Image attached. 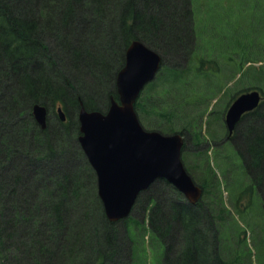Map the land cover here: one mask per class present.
<instances>
[{
  "label": "trees",
  "instance_id": "1",
  "mask_svg": "<svg viewBox=\"0 0 264 264\" xmlns=\"http://www.w3.org/2000/svg\"><path fill=\"white\" fill-rule=\"evenodd\" d=\"M205 3L210 9V0ZM214 7L216 9L209 11L207 17L198 18L194 0H0V91H7L3 92L7 99L2 106H8L3 112L6 116L14 115L15 125L18 124L17 128L14 125L12 131L0 135V146L2 155L8 157L10 151L18 149L27 167L36 166L18 173L22 174L27 188H23L21 198L14 199L12 205L7 201L8 207L4 193L12 189L0 183V264H52L50 260L55 257L58 259L53 264H115L116 222L109 221L104 214L95 179L91 184L95 192L90 193L79 174L82 169L67 178L70 175L65 172L46 175L45 169L40 167L44 162L55 165L58 151H62L65 143L63 129L67 121H59L55 130L48 123L41 129L32 116L31 107L40 103L53 110L58 100L65 105L73 104L75 112L79 101L86 109L105 110L110 95L116 97L115 77L130 41L139 39L154 49L158 40L167 53L176 54L190 37L194 44L187 49L186 64H162L155 78L138 96L134 105L138 118H151L154 120L152 128L160 131L182 134V153L188 140L196 144L209 140L210 149L218 151L221 160L230 162L236 158L240 162L239 169L245 174V180L232 185L231 190L237 195L235 201L229 199L232 208L227 207L221 181L209 161L208 174L204 173L202 157L206 148L201 146L195 153L200 158L192 164L194 168L200 165L201 174L195 176L192 166L188 170L203 188L195 205L180 198L181 193L162 178L157 180L167 186V205L147 193L149 187L141 191L146 197L149 195L145 201L147 227L143 229L147 238L144 239L163 264H251L250 251L241 245L243 230L230 209L237 210L239 197L248 193L247 204L258 201L264 217V97L254 110L242 115L231 141L220 140V131L214 129L217 125L212 126V134L205 131L204 139L202 126L209 101L228 86L227 82L232 81L231 85L239 86L241 91L258 88L264 94V0H217ZM205 19L208 21L205 26L208 24L206 28H209L206 31ZM82 20L86 25L77 28ZM108 51L115 54L114 62L109 75L99 77L109 78L114 90H107L105 106L101 108L91 97L80 96L77 89L84 72L79 69L89 66L108 72L102 56L104 53L107 56ZM195 53H201L196 60ZM205 61L212 70H206V63H202ZM257 62L259 65H254ZM255 69L259 72L254 80ZM74 122L75 131H70L78 135L76 118ZM218 125L223 126L222 119ZM79 154L83 159L82 173L89 179L90 170L81 149ZM91 173L94 176L92 169ZM18 174L13 179H17ZM12 188L15 190L14 185ZM253 192L254 199L250 197ZM84 196L90 201L80 206ZM68 197L78 203L76 219L69 218ZM40 225H46L40 239L38 235L25 242L30 244L32 252L18 250V246L5 241L11 236L9 233L18 229L37 235L35 231ZM209 228L207 237L205 230ZM126 229L132 243L128 227ZM178 231L180 248L175 249ZM127 248L126 264H134V251L130 244ZM170 251L172 258L168 256ZM24 256L25 261L18 262Z\"/></svg>",
  "mask_w": 264,
  "mask_h": 264
},
{
  "label": "rangeland",
  "instance_id": "2",
  "mask_svg": "<svg viewBox=\"0 0 264 264\" xmlns=\"http://www.w3.org/2000/svg\"><path fill=\"white\" fill-rule=\"evenodd\" d=\"M206 0H194L195 3V14L196 16L199 17H207L209 15V11H214L216 8L214 7L215 2H217V0H210L211 6L209 9V6L206 5L205 3ZM221 1V0H220ZM83 21V22H82ZM81 22H79L77 24V28L78 27H84L86 24L84 23V20H82ZM205 22L207 23V19H205L204 21V28L205 31L208 30L209 28H206V26H208V24H206L205 26ZM210 25L212 24V20H210ZM204 31V32H205ZM77 32V31H76ZM74 32V33H76ZM73 36H75V34H73ZM73 43H75L76 41L72 40ZM190 41V42H189ZM189 41L186 43H183L182 47H181V51L178 50L176 54H170L167 53L168 51H165L163 49V45L160 44L157 40V47L154 48V50L158 51L161 56H162V64L165 65H173V64H178L179 66H183L186 64V55H187V49L188 47L191 46V44H194V41L192 40V38H189ZM55 49V46H53ZM102 47V46H101ZM176 51V50H175ZM196 56L194 57L195 60L197 59V56H201V53H195ZM105 61V64H107L108 68V72H106V69H99V68H91L89 66L83 68V69H79L80 71L84 72L83 76L80 74L81 79V83H79L78 85V91L80 93V96L83 97L85 96V98L87 99L88 97H91V99H93V101L95 102V104H97L98 107L104 108L105 106V102H106V92L107 90L113 91L114 87L112 86V82L110 80H104L103 78H100L99 75H109L110 72V66L113 64L114 59H115V54L113 53V51L110 53L108 51L107 56L105 55V53L102 55ZM204 58V57H203ZM206 59V57H205ZM210 62V59L207 61ZM202 63H206L202 62ZM221 65H224L223 59L221 60ZM161 64V65H162ZM198 64V62H197ZM247 65V64H246ZM254 65H259V63H254ZM205 66V65H204ZM245 67V66H244ZM206 70H212L210 67H208V64L206 63L205 66ZM113 69L111 68V71ZM104 71V72H103ZM253 71V70H252ZM228 72V69H227ZM226 72V73H227ZM258 72L257 69H255L254 72H252L253 74V79H257L258 78ZM240 74V72H238ZM252 74L250 73V77H252ZM223 75H225V72L223 73ZM220 76V75H219ZM218 76V78H219ZM238 76V74H237ZM103 79V80H102ZM106 79V78H105ZM102 81V82H101ZM148 84V83H147ZM147 84L143 87V89L141 90V92L146 88ZM232 81L227 82V87L222 88L221 91L213 98L209 101V109L207 111V114L203 117L204 118V125L202 126V130H203V135H204V139L207 133L212 134V126L217 125L214 129L216 131H220L218 134L221 135L220 140H224L225 139V135L227 130L225 129V126L223 124V126L218 125V122L222 120H224V110L226 109V107L231 103V101L241 92V90H239V86L237 88H234L232 85ZM231 85V86H229ZM264 86V84H262ZM247 86V84H246ZM80 87V88H79ZM242 87V86H241ZM247 90V89H246ZM243 91V90H242ZM3 92H7V91H0V135L4 133H6V131H12L15 125V117L14 115L12 116H6V114L3 112L4 110L8 109V106H2L3 103L5 102V100L7 99L5 97V95L3 94ZM262 97H264V94L262 93ZM62 106L63 110L65 111V114L67 115V124H66V128L63 129V134L65 137V140L62 144V151H58V157L55 161L54 164L55 165H50L47 162L41 163V168L45 169L46 175L48 174H56L58 175L60 173H67L68 175H70V173L73 175V172L76 170H81V173L83 176V183L85 184V186L88 187V191L90 193H94L95 190L92 187V181L93 179H95V183H96V176L95 173L93 171V169L91 168V166L89 165L85 155V159L88 163V167L90 170V177L88 179V176H86L85 174H83L82 172H84V168H83V159L81 154H79V150L80 145L79 142L77 141L76 137H77V133H73L70 130H74L75 127V118L76 117V113L74 110V105L73 104H68L65 105L62 102H59L58 100L56 101L55 105L53 106V110L47 106L48 108V117H47V123L48 124H52L55 129H58V122L60 121L56 115L55 112V108L57 105ZM99 110V109H98ZM101 111L103 109H100ZM104 111V110H103ZM2 116L6 117V118H1ZM141 125L145 128V129H155L160 131L157 128H152V126L154 125L153 121L151 118L149 119L148 117H141L139 118ZM223 122V121H222ZM16 128L18 127V124L15 125ZM206 127V129H205ZM75 131V130H74ZM207 133H206V132ZM65 132H68L67 134H65ZM163 132V131H160ZM167 133V132H166ZM217 135V134H216ZM219 137V136H218ZM188 135L185 136V141L187 140ZM217 138V137H216ZM1 140V139H0ZM238 140V139H237ZM234 141H236L234 139ZM241 140H239L240 142ZM17 143V142H16ZM1 145V144H0ZM19 145V143H17L16 147ZM201 146L204 147L205 151L203 152V169H204V173L208 174V161L210 166L213 168L217 178L219 179V181H221L222 184V197L224 199L225 204L227 205V207H231L229 202V199H235V196L237 195V193H235L233 190H231L232 185H234L236 183V181L238 180H245V174H241L240 172V162L238 160H236V158L231 159L230 162L228 161H223L221 160L218 156L217 153L218 151H213V149H210V141L206 140L200 144H196L191 142V140L186 141V145L184 148V153H182L184 155V157L181 154L182 160L184 161V166L186 168V170H190L191 166H192V171L193 174L196 176H199L201 173L198 172V169H200L201 167H199L200 165L196 166L195 168L193 167L192 164H194L195 162L197 163V160H199V156L195 155L196 150L198 148L201 149ZM1 148V146H0ZM2 150L3 147L0 149V183H5L4 185H9L10 188L12 189L11 192L9 190V192H5L4 196H5V202L6 205L8 207L7 201H9L12 205V203L14 202V199H20V193H23V188L26 189L27 188V183L23 184V179L21 176L22 174H18L19 172L22 173V170L29 169L31 167H36L33 166L31 164H29V166L27 167V164H24V159L22 158L23 156L20 154V152L18 151V149H16L15 151H10V156L6 157V155H2ZM82 151V150H81ZM65 152V153H64ZM206 152V153H205ZM83 153V152H82ZM220 154V153H219ZM12 156V158L10 159V157ZM190 166H188V165ZM82 165V166H81ZM41 168H39V166H37V170L41 171ZM86 168V167H85ZM91 169L94 173V176L91 173ZM87 170V169H86ZM31 172V171H30ZM29 173V172H28ZM32 173V172H31ZM77 173V171L75 172ZM16 174L19 175V177L17 179H13ZM28 177V176H27ZM41 177V175H40ZM95 177V178H94ZM67 178H71V175L68 176ZM157 180V179H156ZM154 180L148 187L149 190L147 193H151L150 195H153L155 198H159V200H162L164 205L168 204V194H167V186L162 183L161 181H156ZM37 186H38V180L36 181ZM82 183V184H83ZM14 185L15 190H13L12 186ZM35 184V183H34ZM32 185V181H30V187ZM226 186V187H225ZM6 187V186H4ZM6 189V188H5ZM146 190V189H145ZM7 191V190H6ZM17 192L16 194L14 192ZM26 193V192H25ZM147 194H143L141 192V194L138 196L136 202L134 203L131 212L129 214V218L127 219V221H117L115 224V229H116V236H117V241H116V253H115V264H120L119 262H121V264H126L127 263V259H128V252H127V247H129V244L131 245V250H133V263L134 264H163V262L161 260H159L155 253H153V250L151 248V246L147 245V242L145 241L144 238H146L147 233L145 231V229H143V226L147 227V209L145 207V201L147 200L146 197ZM248 193H243L241 194V196L239 197V202L238 204H236V209L237 210H231L230 211L232 213V215L235 217V219L241 224L239 225L240 227H242V230L245 229V232H241L242 236H243V240L245 241V243L247 245H249V247L251 248L250 250V257H251V264H262V262L264 261V225H263V230H261V226L260 224L263 223V221H261L260 224L256 225L255 223H250L249 221L252 222H256V218L259 219L260 218V213L259 211L257 212V210L260 207V203L254 202V203H250L247 204L249 197L247 196ZM70 196V195H68ZM256 194L255 192H253L251 194V198H255ZM153 197V198H154ZM177 199L180 201V199L177 197ZM184 199V198H183ZM82 200V199H81ZM185 200V199H184ZM88 201H90V198H88V196H84L83 201L80 203V206H83L82 204H88ZM235 201V200H234ZM68 205H69V213L71 214V216H69V218H73L76 219L77 215L79 214V206L78 203L74 201V199L70 200V197H68ZM88 209V206H85ZM232 208V207H231ZM44 210V209H42ZM206 220H208L207 215L209 214L206 211ZM263 218V217H262ZM210 221V219H209ZM76 222H78V219L76 220ZM80 222V221H79ZM78 222V223H79ZM260 222V221H259ZM238 223V224H239ZM129 224V226H128ZM126 227H128V231L130 233V238L132 239V243L130 242L128 236H127V229ZM44 228H46V225H40L38 230L35 232H38L37 235L35 233L29 234L25 229H18V230H14V232L9 233L11 236L7 237V239L5 238L6 243H8L11 246H18L19 249H26L25 251L28 252L29 250L32 252L31 246L30 244H25V242L29 239V238H34L36 239V236H39V239L41 237V233L44 230ZM13 229H7L6 231H12ZM56 233H60V231H56ZM205 233L208 237V235L210 236V228L209 230H205ZM59 238V236H57V239ZM34 239V240H35ZM180 240H181V236L180 233L178 231L177 236H175V249L176 247L180 248ZM231 240V239H230ZM245 248V247H244ZM174 249V250H175ZM17 250V251H18ZM124 251V253L122 254L121 251ZM115 252V251H114ZM239 254H240V249L238 250ZM27 254V253H26ZM120 254H122V257L120 259ZM170 255V257L172 258V253L171 251L168 253V256ZM26 256V255H25ZM24 257L19 258L18 262L23 263ZM58 256V255H56ZM58 257H55L54 259H51L50 262L55 263L57 261ZM114 259V258H113ZM120 259V260H119ZM54 260V261H53ZM247 259H245L246 261ZM114 261V260H113ZM32 263V261H30ZM245 264V263H244Z\"/></svg>",
  "mask_w": 264,
  "mask_h": 264
},
{
  "label": "water",
  "instance_id": "3",
  "mask_svg": "<svg viewBox=\"0 0 264 264\" xmlns=\"http://www.w3.org/2000/svg\"><path fill=\"white\" fill-rule=\"evenodd\" d=\"M161 54L139 39L124 51V62L115 77L117 98L110 95L105 111L86 109L79 101L77 140L96 176V189L109 221L126 217L137 195L162 178L194 203L201 194L181 160L183 137L145 129L138 120L134 103L145 84L160 68ZM258 89L239 93L224 113L230 136L242 114L259 104ZM60 120L65 112L56 108ZM31 113L41 129L47 125V107L34 103Z\"/></svg>",
  "mask_w": 264,
  "mask_h": 264
},
{
  "label": "flooded vegetation",
  "instance_id": "4",
  "mask_svg": "<svg viewBox=\"0 0 264 264\" xmlns=\"http://www.w3.org/2000/svg\"><path fill=\"white\" fill-rule=\"evenodd\" d=\"M47 112H48V109H47ZM58 117V116H57ZM66 117H67V115H66ZM264 264V263H263Z\"/></svg>",
  "mask_w": 264,
  "mask_h": 264
}]
</instances>
